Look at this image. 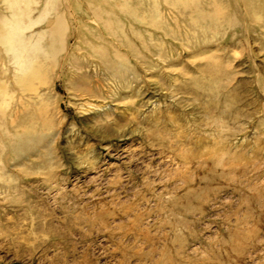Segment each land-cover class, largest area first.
<instances>
[{
  "label": "rangeland",
  "instance_id": "1",
  "mask_svg": "<svg viewBox=\"0 0 264 264\" xmlns=\"http://www.w3.org/2000/svg\"><path fill=\"white\" fill-rule=\"evenodd\" d=\"M0 264H264V0H0Z\"/></svg>",
  "mask_w": 264,
  "mask_h": 264
}]
</instances>
